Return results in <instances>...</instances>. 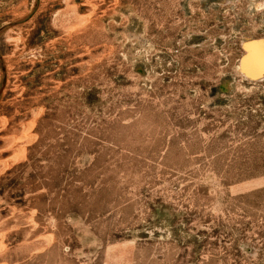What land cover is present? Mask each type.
Returning a JSON list of instances; mask_svg holds the SVG:
<instances>
[{"label": "rangeland", "instance_id": "rangeland-1", "mask_svg": "<svg viewBox=\"0 0 264 264\" xmlns=\"http://www.w3.org/2000/svg\"><path fill=\"white\" fill-rule=\"evenodd\" d=\"M0 264H264V0H0Z\"/></svg>", "mask_w": 264, "mask_h": 264}]
</instances>
